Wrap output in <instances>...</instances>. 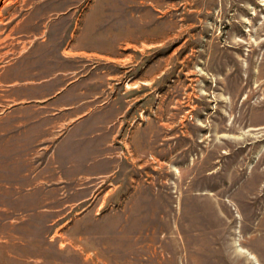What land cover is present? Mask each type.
Returning <instances> with one entry per match:
<instances>
[{
  "label": "rangeland",
  "instance_id": "1",
  "mask_svg": "<svg viewBox=\"0 0 264 264\" xmlns=\"http://www.w3.org/2000/svg\"><path fill=\"white\" fill-rule=\"evenodd\" d=\"M0 264H264V0H0Z\"/></svg>",
  "mask_w": 264,
  "mask_h": 264
},
{
  "label": "crops",
  "instance_id": "2",
  "mask_svg": "<svg viewBox=\"0 0 264 264\" xmlns=\"http://www.w3.org/2000/svg\"><path fill=\"white\" fill-rule=\"evenodd\" d=\"M9 70H10V72H11L12 69L10 68ZM83 118H84V117H83ZM83 118H82V119H83ZM82 119H81V120H82ZM83 120H84V119H83Z\"/></svg>",
  "mask_w": 264,
  "mask_h": 264
}]
</instances>
